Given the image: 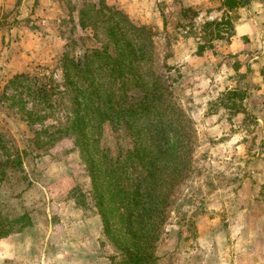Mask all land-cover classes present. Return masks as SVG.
I'll use <instances>...</instances> for the list:
<instances>
[{"label": "rangeland", "instance_id": "374dc122", "mask_svg": "<svg viewBox=\"0 0 264 264\" xmlns=\"http://www.w3.org/2000/svg\"><path fill=\"white\" fill-rule=\"evenodd\" d=\"M88 1L150 30L153 71L182 113L160 116L148 149L136 130L157 113L120 120L119 99L89 110L82 138L69 129L60 58L82 51ZM38 73L54 90L9 84ZM147 259L264 264V0H0V264Z\"/></svg>", "mask_w": 264, "mask_h": 264}, {"label": "trees", "instance_id": "16d2710c", "mask_svg": "<svg viewBox=\"0 0 264 264\" xmlns=\"http://www.w3.org/2000/svg\"><path fill=\"white\" fill-rule=\"evenodd\" d=\"M79 16V27L83 33V36L79 38L82 51L70 55V52L66 50L60 58L65 81L63 87L66 90L71 88L73 90L72 109L68 112L70 117L67 119L69 129L82 138L89 110L92 107L97 108L100 99L107 97L108 103L111 104L108 108L113 111L115 110L114 100L119 99L116 105L122 109L121 113L116 115H121L120 120L126 121L125 116L129 111H126V108L136 107L141 113H146L148 110L150 113H157L158 116L149 124L136 130L137 133H141L139 138L144 139L142 141L145 144L144 149H148L151 145L148 143L152 141L154 135L163 133L165 130L157 126L162 122L160 116L168 111L170 118L179 121L182 113L170 99L171 85L163 83L153 71L154 45L150 30L146 27L133 26L112 12L105 3L96 4L88 1L79 12ZM226 22L227 20L224 19L212 24L222 26ZM70 42L66 45L67 48L77 47L78 43L75 40ZM202 51L203 48L199 47L197 53L200 54ZM19 78L27 81L26 90L32 95L54 90L52 84L44 82L45 79L47 80L44 73H38L33 79H28L22 74L17 75L9 81V84H16ZM135 94L142 96L137 102H135ZM173 126L172 119L166 121L168 131L173 135L177 134L178 138L182 137L184 127L178 123L176 130ZM130 130L133 131L132 128ZM180 148V146H174L173 160L180 158L182 153ZM83 150L84 147H81L84 153ZM149 154L150 152L140 159L139 172L143 174L149 173ZM147 260L151 262L149 264H153L152 259Z\"/></svg>", "mask_w": 264, "mask_h": 264}]
</instances>
